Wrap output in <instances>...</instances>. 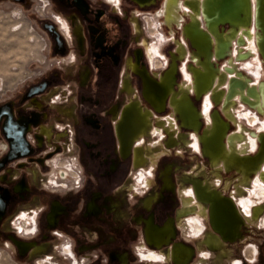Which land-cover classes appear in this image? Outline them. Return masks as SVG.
<instances>
[{
    "label": "flooded vegetation",
    "instance_id": "flooded-vegetation-1",
    "mask_svg": "<svg viewBox=\"0 0 264 264\" xmlns=\"http://www.w3.org/2000/svg\"><path fill=\"white\" fill-rule=\"evenodd\" d=\"M9 1L21 6L18 17L29 18L30 32L36 39L29 44L33 57L25 62L16 50L24 49L26 43L9 51L13 61L3 67L0 82V238L18 257H35L45 250L43 244H50L51 252L54 246L58 247L55 240L67 241L65 255L75 261L73 252H90L91 226L101 228L116 211L112 195L127 191L131 170L138 169L140 178L146 180L142 168H155L165 155L155 154L150 146H145L147 137H163L162 150L170 152L186 146L190 140L187 133L192 134L203 155V113L195 106L202 96L196 99L190 90L193 107L200 114V126L197 130L186 128L177 104L185 95L182 92L192 89L193 77L192 84L187 85L180 83L179 76L180 69L184 74L193 72L179 69L178 63L188 50L184 42L172 41L173 49H165V68L155 73L153 54L138 35L135 22L136 15L143 9H153L157 0L146 7L130 0ZM163 2L158 0L161 27L170 35L179 29L184 37L182 26L189 21L180 13L185 8L184 1L179 4L182 20L178 25L170 19L169 26H178L169 28L163 22L167 21ZM6 11L10 12V8ZM242 55H238L239 59ZM172 62L176 65L173 77L170 72L165 74ZM221 75L225 77L224 73ZM166 110L178 117L177 123L159 117ZM214 110L211 107L204 115H209V124ZM177 125L182 129L177 130ZM211 156L217 154L212 151ZM203 157L211 164L208 157ZM212 166L214 176L221 177L220 172L226 170L220 161ZM172 167L168 163L162 165L157 173L156 192L143 199L138 212L131 216V222L143 229L144 243L137 250L141 261L156 262L162 258L179 264L171 257L172 252H183L185 264L195 257L194 248L177 241L175 227V221L187 216L191 209L184 202L172 216L164 211L165 195L175 192ZM238 167L247 175L233 168L226 171H237L240 180L247 182L253 173ZM150 182L146 181L144 189L150 187ZM260 182L264 185V181ZM197 188L215 199L212 203L207 200V226L219 231L209 233L219 241L216 248L227 242L236 244L246 227L234 203L219 191L195 186L200 199L206 200ZM253 214L258 217V212ZM200 226L196 220L195 229ZM93 235L98 239L97 232ZM150 246L159 250L168 246L169 250L167 255L145 254ZM98 247L106 251L104 243ZM111 254L116 264H124L125 259L118 258L120 254Z\"/></svg>",
    "mask_w": 264,
    "mask_h": 264
},
{
    "label": "rangeland",
    "instance_id": "rangeland-1",
    "mask_svg": "<svg viewBox=\"0 0 264 264\" xmlns=\"http://www.w3.org/2000/svg\"><path fill=\"white\" fill-rule=\"evenodd\" d=\"M8 8H10V12L6 11ZM20 9L22 8L19 4L11 3L9 0H0V82L3 76L1 73H4L3 67L13 61V55L9 52L12 51V48L19 45V43H26V46L22 45L24 49L16 50V54L19 55L22 62L33 57L31 55L32 48L29 45L31 44L30 40L36 39L30 32L32 22L28 17H18L17 13H19ZM159 10L160 4L157 0V5L153 9H143L135 17V22L140 30L138 35H141L147 42V46L150 47L153 54L152 67L155 73L162 71L168 59L165 49L171 51L173 49L172 41H178L179 43L184 42L188 50L184 59L179 61L178 67L179 69H187L192 62L190 59L192 54L189 49L190 46L187 45V40L182 37L179 29L174 31V35L165 32L158 17ZM185 10L182 7L180 13H186ZM186 16L188 15L186 14ZM200 26H203L202 19L200 20ZM249 27L253 31L252 35L254 36L256 29L253 22H251ZM37 39L40 38L38 37ZM242 41L245 42L243 39ZM175 50H177V47H175ZM237 50H240V52ZM248 51V46L246 44L240 45L235 38L232 40L225 58L215 60L212 57L211 59V62L216 61L214 66L221 73L230 66L234 67V69L232 68L233 73H228L226 77H223L225 82L221 88L227 91V84H230L233 79H239L238 93L239 95H244L243 97L245 98L247 97V88L264 81V64L258 52L251 51L248 56L239 59V54ZM177 57H180V55L178 54ZM180 71L182 72L179 76L180 83L192 84L191 74L187 71L184 74L183 69H180ZM238 74L241 76L239 75L240 77H238ZM192 75L195 76L194 74ZM239 95H229L227 98L230 99L232 96L230 100L232 107L229 110L231 115H233H228L231 117L228 134L232 136L240 133L241 135L236 141L237 144L241 140V143L248 142V150L244 152L253 155L257 149L256 136L260 132H264V116L259 114L255 108L241 101ZM210 97V91H207L202 95L201 100L195 103L198 110L203 113L202 122L204 128L209 124L208 118L204 115L211 107L221 112V104L215 105ZM159 117L165 121H170L171 119L175 123H177L176 120L178 118L169 110H166ZM176 128L177 130L182 129L178 125ZM160 139V143L157 142ZM187 140L189 142H185L186 146L180 145L175 150L167 152L162 150L164 140L158 134L151 135L145 139L144 145L150 146L152 152L165 155L162 156L155 168L144 167V170L142 168L141 171L146 180L143 177L140 178L138 169L131 170L128 181L131 185L129 184L126 188L127 191L122 190L112 195L111 199L116 205V211L112 212V215L107 218L106 223L101 228L91 226L90 252H73L75 261L72 257L69 260L64 250L68 242L55 240L54 244H57L58 247L54 246L51 252H49L50 244H43L45 250L38 253L35 257H30V255L18 257L13 248L9 244L6 246L5 241L0 238V264H116V259L112 257V252L120 254L121 257L118 258L121 260L125 259L124 264H170L169 261H164L162 258H159L156 262L141 261V255L137 250L144 243L143 229L131 222V216L138 212L140 202L156 192L158 187L157 173L164 163L173 166L172 179L175 185L173 194H164L166 197L163 196L166 203H163L165 204L164 211L168 210L169 215L172 216L177 210L182 209L184 202L191 209L188 211L187 216L180 217L175 221V227L178 229L177 241H181L195 250V257L190 264H233L232 259L235 260V264H237L236 260H238V264H264V185L261 184L260 180L257 182L260 170L264 171V161H262L258 170H255L248 178L247 182L240 180V176L236 173L237 171L225 170L220 172L221 177L219 175L214 176L212 164H209L199 151L196 136L187 133ZM156 156L154 155V157ZM151 157L153 156L151 155ZM147 180H150L151 184L148 189H144ZM195 186L205 188L206 191L207 189L219 191V193L228 197L234 203L236 210L244 218L243 226L246 227L241 230L243 235L237 238L236 244L227 242L223 243L219 248L209 247L205 244V238L211 230L215 233L219 231L214 230L210 225L207 226L208 218H210V207L206 200L198 197ZM139 188H141L139 191H135ZM159 198L160 201L161 197ZM158 209L161 210L162 208L159 207ZM254 212H258V217L252 218ZM246 216H249L250 219H247ZM196 220L201 222L198 230L195 229ZM94 232H97L98 239H94ZM101 243L105 244L106 251L98 247ZM168 250V246H164L160 250L153 249L150 246L144 252L151 255L152 253L167 255ZM203 253H206L207 256H202Z\"/></svg>",
    "mask_w": 264,
    "mask_h": 264
},
{
    "label": "water",
    "instance_id": "water-1",
    "mask_svg": "<svg viewBox=\"0 0 264 264\" xmlns=\"http://www.w3.org/2000/svg\"><path fill=\"white\" fill-rule=\"evenodd\" d=\"M130 1L137 4L140 7H146V6H149L153 3H155L156 0H130ZM180 1L181 0H178L179 4H180ZM183 1H184L183 4L185 5L186 0H183ZM211 1H212V4H214V7L218 10V13L213 14L215 19L211 16L212 14H209V17L211 16V18H209V19L207 18V16L205 17V15L201 14L203 26H199V30L204 34H207L208 38H209V45H208V50H207L208 57H206L209 60V62H211L212 57L215 58V60H221V59L225 58L227 56V52H228V49L231 45L232 39H234L237 36V33L240 30L242 31V33L247 32L250 29L249 25L251 24V22H253V25L256 29L254 32V37L256 40L255 45L258 48V53H259V55L262 59V62L264 64L263 53H262V50L259 48V43L257 41L258 39H261V36H263L262 27H261L262 25L260 24V21L258 19V15L260 13H255V11L253 9V0H242V7H241V5L236 6V1L239 2V0H232L235 3V6H234V8H231L229 10H226V9L221 10V7L219 6V0H209V3ZM259 2L262 3V2H264V0H259ZM215 4H216V6H215ZM255 7H256V3H255ZM187 9H188L187 12L183 13V14L185 16H186V14L188 15L186 17L188 18L189 21L183 25V28H185L187 25H189L191 23V17H190L191 7H188ZM179 10H180V8L177 11L178 16L180 17L179 20H182V16L179 14ZM252 14H253L254 18L252 17ZM163 22H164L165 26H167V24L165 23L164 20H163ZM173 24H175V23H172V25ZM198 24L200 25V21H198ZM210 25L213 27L212 30H215L213 33L210 32V31H212L209 29ZM215 32H216V35H224V36L227 35L226 38H228V36L231 35L230 36L231 40L229 39V43H228L227 47L225 48V52L223 55H216V36L214 35ZM233 32H234V34H232ZM184 38L187 40L190 48L193 50L192 54L190 56V59L192 60V62L188 65V71L192 72L190 69V66L195 70L199 69L201 67V63H203L205 56L202 54H199L198 59L192 58L193 54H198V48L192 44V42L190 41V39L187 35H184ZM236 41L240 45L244 44L243 41L238 42L237 38H236ZM182 57L180 56L178 58L182 59ZM196 60H198V62ZM192 63H195V65H193ZM211 64H212V69L216 71L215 76L219 77L220 71L218 70L217 67L214 66L216 63L211 62ZM172 65H173V67H172ZM175 67H176L175 63L172 62L170 67L165 71V74L172 71L171 77H173L174 73H175ZM238 75H240V74H238ZM191 76L193 77L192 82H193L194 86L192 89H188V91L186 93L187 94L186 108H188V110L191 112L192 121L194 123L191 124L190 121L184 122L183 117L181 116L180 112L177 110L179 112V118H180L182 124L186 126V128H192V129L197 130L200 126V114L197 113V111H195L193 104H192V100L190 99V96H189V92H190V90H192L195 98L200 99V97L205 92L210 91V96H211L210 98L212 99V102L215 105L221 104V112L214 110L212 112V114H210L211 123L205 127V129L203 130V134L201 136L202 153L205 157H208L211 160V164L215 165L216 163H218L220 161V162H223L224 168L226 170H229V168H227L225 166L226 163H224V160L222 159V156L225 153V151H229L228 139L231 136V135L227 134L231 117H229L228 114L226 113V109L228 108V106H226V105L231 100L232 96L230 97V99H227V98L229 95H231L232 90H235L234 88H235L236 84H235V82H233V83L230 82V84H227V91H224L221 88V86H222V84H224L225 79L222 78L221 82L219 83L217 80L215 81V79H216V77H215L214 83L212 80L211 84L205 90L197 92L194 76L193 75H191ZM240 76H238V77H240ZM215 82L218 83L217 87L219 86L216 89L214 87ZM262 88L264 91V81L260 82L258 85L247 88V92L251 91V92H249V97H246V98L241 97L240 100L243 101L244 103H246L247 105L255 108L259 114L264 116V106L262 108L263 113L260 110V108H257V106H256L259 96L262 97V95H261L262 94V92H261ZM216 93H218V94H216ZM249 98H252L253 100L251 101ZM254 100L256 102H253ZM231 106H232V104H231ZM207 116L209 118V115H207ZM221 117L224 119H222ZM201 119H202V117H201ZM212 127L215 128V132H212ZM206 142H208L207 147H205ZM256 143H257V149L253 155H250V154L245 153V152H241V153L239 152L238 153L235 149H234L235 152L233 151V153L235 154L234 158L238 159V161L241 160V161H245L246 163H249V164L250 163L255 164L256 165L255 170H258V167H260L262 161H264V132H260L256 136ZM210 144H211V146H210ZM212 151L217 152V156H215L214 158H212V156H211ZM233 169L236 170L234 167H233ZM255 170L251 171L250 173H254ZM262 173L263 172H260V176L262 175ZM207 200L210 201L209 199H207Z\"/></svg>",
    "mask_w": 264,
    "mask_h": 264
},
{
    "label": "bare ground",
    "instance_id": "bare-ground-1",
    "mask_svg": "<svg viewBox=\"0 0 264 264\" xmlns=\"http://www.w3.org/2000/svg\"><path fill=\"white\" fill-rule=\"evenodd\" d=\"M210 3H209V0H186L185 5H184L185 9H186L185 11L188 10L187 9L188 7H191V13H190L191 23L189 25H187L185 28H183V26H182V33H183V35H187L189 37L190 41L192 42V44L195 45L198 48V54H193L192 58H197L198 59L199 58V54H202V55L205 56V58L203 60V63H201V67L199 69L195 70V69L191 68V71L195 75L194 78H195V84H196L197 92L205 90L211 84L212 80H213V83H214V78L216 77L215 76L216 75L215 74L216 71L212 69V64L206 58V57H208V52H207L208 45H209L208 35L202 33L199 30V26L200 25L198 24V21H200L201 18H202L201 14L205 15V17L207 16L208 19L211 18V16L215 19L213 14H217L218 10L214 7V4H212V1ZM255 3H256V7H255ZM162 5H164L163 13H164V17L167 20L165 22L167 24V26L168 27L172 26V25L169 26L170 25V22H169L170 19L172 21L176 22V24L179 25L180 17L178 16V12L177 11L180 8V5L178 3V0H165V3L163 2ZM237 5L238 6L241 5V7H242V0H239V2L236 1V6ZM215 6H216V4H215ZM219 6L221 7V10L222 9L229 10L231 8H234L235 3L232 0H219ZM253 9H254L255 13H260L258 15V19L260 21V24L262 25L261 27H262L263 36H261V39H258L257 41L259 43V48L262 50L263 59H264V2L260 3L259 0H257V1L253 0ZM182 11H184V10H182ZM209 14H212V15L209 17ZM253 14H252V17H253ZM176 24H175V26H178ZM209 29L212 30L213 27L210 25ZM214 31L215 30H212L210 32L213 33ZM252 33H253V31L251 29H249L245 33H242V31L240 30L237 33V36L235 37V38H237L238 42H242V39H243L245 41L244 44H246V46H248L249 51L244 53V55L241 56L242 58L248 56L251 51L258 52V48L255 45L256 40L254 39L255 37L252 35ZM232 34H234V32ZM214 35L216 36V55H223L224 52H225V48L227 47V45L229 43V39L231 40V37H230L231 35L228 36V38H226L227 35L226 36H224V35H216V32L214 33ZM234 39H232V40H234ZM238 47L240 48V46H238ZM237 51L240 52V50H237ZM239 55H241V54H239ZM196 61L198 62V60H196ZM0 65H1V62H0ZM172 67H173V65H172ZM171 73H172V71H170V74ZM223 73H224V75L226 77L228 75V73H233V70L227 69ZM1 75H3V74L1 73ZM222 78L223 77H222L221 72H220V76L216 77L215 81L217 80L220 83ZM233 82H235L236 86L234 88L235 90H232L231 95L233 94V95H237L238 96L239 95L238 87L240 85V81H239V79L238 80L237 79L236 80L233 79L231 83H233ZM217 84L218 83L215 82V85H214L215 89L219 87V86L217 87ZM192 88H193V86H192ZM249 92H251V91H248L246 93L247 97H249ZM261 92H262V94H261L262 97L259 96L256 106H257V108H260V110L263 113V110H262V108L264 106V91H263V88L261 89ZM182 93H185V95L183 96V99L181 100L180 104L179 103L177 104V106H179V107H177V110H179V112L181 113V116L183 117L184 121H190V123L192 124L194 122L192 121L191 112L188 110V108H186V104H187V94L186 93L187 92L184 90V92H182ZM216 94H218V93H216ZM239 96L243 97L244 95L240 94ZM249 99L251 101L253 100L252 98H249ZM253 102H256V101L254 100ZM231 104H232L231 102H228L227 105H226V106H228L226 111H228L227 113L230 114V115H231V113H230L231 111L229 110V108L232 107ZM231 116H233V115H231ZM214 132H215V128H214ZM239 134L240 133H237V134L232 135L231 137H229V139H228V141H229V151H225V153L222 156V159H224V161L226 163L225 166L227 168H229V170H230V168H233L235 166L234 168L237 171L241 172V174H244L246 176L247 172L241 170L238 166H242L243 169L253 171L256 168V165L252 164V163L249 164V163H246L245 161H241V160L238 161V159L234 158L235 154L233 153V151L235 152V150H236L238 153L239 152L241 153V152H244V151L248 150V142L241 143L242 142V140H241V142L239 141L240 143L237 144V142L235 141V138H238ZM206 143L208 144V142H206ZM210 146H211V144H210ZM215 154H217V152H215ZM225 155H229V156H225ZM258 180L264 181V171H263L262 175L260 176V179H257V182H258ZM197 189L199 191V195L201 194V197H205L206 201H207V199H209L210 203H212L215 200V199L211 198L212 197L211 194L205 195L203 193L202 189H199V188H197ZM215 197H216V195L214 196V198ZM186 207L184 208V211L187 210ZM253 217H255L254 214H252V218ZM224 218L225 217L223 216V219ZM183 225H185V224H183ZM205 244L207 246H209V247L216 248L217 246H219V241L217 240V238L216 239L213 238V236L211 234H208V236L205 238ZM171 255H172L171 257H173L175 262H177L179 264H185V262L183 261V256H184L183 252H174V254L172 252ZM202 256H207V254L203 253Z\"/></svg>",
    "mask_w": 264,
    "mask_h": 264
}]
</instances>
